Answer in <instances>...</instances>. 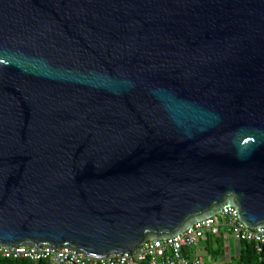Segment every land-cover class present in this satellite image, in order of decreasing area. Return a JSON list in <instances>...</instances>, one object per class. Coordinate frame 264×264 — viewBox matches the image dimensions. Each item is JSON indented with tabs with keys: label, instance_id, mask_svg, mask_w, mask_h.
Returning a JSON list of instances; mask_svg holds the SVG:
<instances>
[{
	"label": "water",
	"instance_id": "obj_1",
	"mask_svg": "<svg viewBox=\"0 0 264 264\" xmlns=\"http://www.w3.org/2000/svg\"><path fill=\"white\" fill-rule=\"evenodd\" d=\"M228 206L264 227V0H0V246L132 254Z\"/></svg>",
	"mask_w": 264,
	"mask_h": 264
},
{
	"label": "built area",
	"instance_id": "obj_2",
	"mask_svg": "<svg viewBox=\"0 0 264 264\" xmlns=\"http://www.w3.org/2000/svg\"><path fill=\"white\" fill-rule=\"evenodd\" d=\"M225 231L237 241L253 242L259 252L264 250V227L252 229L239 218L237 209L226 207L214 217L196 223L185 232L171 239L149 240L138 248L125 253L114 252L105 257H89L72 248H47L26 245L0 246V256L25 258L32 261L46 260L50 264H204L200 254L189 255L185 249L199 247L209 233Z\"/></svg>",
	"mask_w": 264,
	"mask_h": 264
},
{
	"label": "trees",
	"instance_id": "obj_3",
	"mask_svg": "<svg viewBox=\"0 0 264 264\" xmlns=\"http://www.w3.org/2000/svg\"><path fill=\"white\" fill-rule=\"evenodd\" d=\"M231 237V236H229ZM229 237L225 231L209 233L201 241L199 247H189L185 253L189 255L198 254L203 247L208 258L204 257V264H264V250L259 252L255 243L246 240L238 241V250L229 249ZM202 242L204 243L203 246ZM201 246V247H200ZM0 264H50L46 260L32 261L25 258H6L0 256Z\"/></svg>",
	"mask_w": 264,
	"mask_h": 264
},
{
	"label": "crops",
	"instance_id": "obj_4",
	"mask_svg": "<svg viewBox=\"0 0 264 264\" xmlns=\"http://www.w3.org/2000/svg\"><path fill=\"white\" fill-rule=\"evenodd\" d=\"M229 237V236H228ZM229 249L230 250H238L239 248H238V244H239V242L236 240V239H234L233 237H229ZM198 254H200V255H202V256H204L203 254H201L200 252H198Z\"/></svg>",
	"mask_w": 264,
	"mask_h": 264
},
{
	"label": "rangeland",
	"instance_id": "obj_5",
	"mask_svg": "<svg viewBox=\"0 0 264 264\" xmlns=\"http://www.w3.org/2000/svg\"><path fill=\"white\" fill-rule=\"evenodd\" d=\"M203 244H204V243L202 242V245H201V246H203ZM201 246H200V247H201ZM199 252H200L201 254L204 255L205 259L208 258V255H207L206 251L203 249V247L201 248V250H199Z\"/></svg>",
	"mask_w": 264,
	"mask_h": 264
}]
</instances>
